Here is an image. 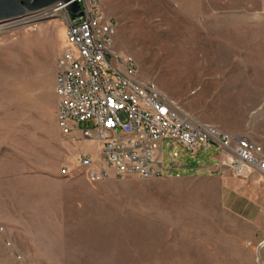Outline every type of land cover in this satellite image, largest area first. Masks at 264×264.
Returning <instances> with one entry per match:
<instances>
[{"label": "rangeland", "instance_id": "1", "mask_svg": "<svg viewBox=\"0 0 264 264\" xmlns=\"http://www.w3.org/2000/svg\"><path fill=\"white\" fill-rule=\"evenodd\" d=\"M255 1L99 3L116 21L114 48L135 59L141 80L177 100L196 121L245 134L264 147V112L237 110L227 96L207 94L215 65L208 62L205 27H199L207 15L221 19L227 8L253 7ZM65 32L60 14L0 25V200L9 205L0 212L16 214L9 224L0 223V264H173L176 254L190 264L189 257L203 249L196 248L195 238L212 243L220 233L208 217L223 215L222 181L204 170L219 166L217 147L192 154L164 140L163 166H172L171 158L179 163L171 177L92 183L82 176H56L75 157H68L72 148L55 122L56 60L68 44Z\"/></svg>", "mask_w": 264, "mask_h": 264}, {"label": "built area", "instance_id": "2", "mask_svg": "<svg viewBox=\"0 0 264 264\" xmlns=\"http://www.w3.org/2000/svg\"><path fill=\"white\" fill-rule=\"evenodd\" d=\"M76 1L82 9L77 20L70 19L61 1L23 18L60 14L66 21L68 44L56 60L55 122L68 142L90 143L97 149L96 154L76 155L71 164L58 169V176H82L92 183L133 175L171 177L179 163L171 158L173 165L165 168L161 149V143L170 140L192 154L217 147L221 173L264 178L261 144L245 134L196 121L177 100L141 80L135 59L114 48L116 21L105 15L99 0ZM261 3L264 6V0ZM5 245L17 261L23 259L10 241Z\"/></svg>", "mask_w": 264, "mask_h": 264}, {"label": "crops", "instance_id": "3", "mask_svg": "<svg viewBox=\"0 0 264 264\" xmlns=\"http://www.w3.org/2000/svg\"><path fill=\"white\" fill-rule=\"evenodd\" d=\"M261 5V0H256L253 7L236 11L227 8L221 19H209L210 15H207L199 25L201 31L202 27L206 31L207 55L212 56L208 62L215 65L211 69L215 74L207 77L213 81V85L207 87V94L227 96L231 104L240 106L237 110L264 112V15ZM220 70L221 77L217 75ZM220 78L221 84L217 82ZM220 85L222 90H219ZM68 144L72 148L68 157L97 153L91 150L96 146L90 143ZM204 170L209 174L216 173L222 181L223 215L208 217L220 233H216V241L212 243L201 237L195 238L196 248L199 244L203 249L189 257L190 264H264V178L240 179L228 172L221 173L218 165L206 166ZM3 191L0 189L1 194ZM1 207L8 208L9 205L0 200ZM14 207L17 206L14 204ZM9 215L2 210L0 223L9 224L16 214L13 218ZM27 239L31 243L34 240L33 237ZM131 256L127 254L126 258ZM146 257L141 254L143 261ZM184 260L182 255L172 256L173 264H182Z\"/></svg>", "mask_w": 264, "mask_h": 264}, {"label": "water", "instance_id": "4", "mask_svg": "<svg viewBox=\"0 0 264 264\" xmlns=\"http://www.w3.org/2000/svg\"><path fill=\"white\" fill-rule=\"evenodd\" d=\"M58 1L66 3L65 8L71 20H77L82 15V9L76 0H0V25L19 21Z\"/></svg>", "mask_w": 264, "mask_h": 264}]
</instances>
